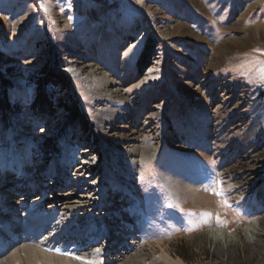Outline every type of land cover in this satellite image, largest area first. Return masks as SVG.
Segmentation results:
<instances>
[{"label": "rangeland", "instance_id": "1", "mask_svg": "<svg viewBox=\"0 0 264 264\" xmlns=\"http://www.w3.org/2000/svg\"><path fill=\"white\" fill-rule=\"evenodd\" d=\"M255 49L264 51V0H0V146L12 147L14 129L24 153L17 131L33 136L38 178L12 174L18 210L101 195L96 207L77 205L94 218L87 237L55 242L82 257L107 245L100 218L120 195L123 208L109 211L121 231L125 210L146 224L125 227L134 234L124 233L126 257L95 264L150 263L162 252L184 264H264V55ZM104 75L116 85L111 103Z\"/></svg>", "mask_w": 264, "mask_h": 264}, {"label": "bare ground", "instance_id": "2", "mask_svg": "<svg viewBox=\"0 0 264 264\" xmlns=\"http://www.w3.org/2000/svg\"><path fill=\"white\" fill-rule=\"evenodd\" d=\"M18 78L22 79L23 77L19 76ZM101 81L100 83H102V86H104L103 88L106 89L103 98L104 100H107L109 101V103H111L112 101H114L112 100L113 98L112 95L117 93V89L115 88L116 85H114L115 82L107 78V76L105 75ZM100 89L101 88H99L98 90ZM18 132H21L19 136H21L22 139H24L27 144L24 153H22L20 150L19 151L17 150L18 146H16V141H15L16 131L14 129H11L8 134V138L11 141L12 147L9 148L7 146L5 147L0 146V175L2 176V179L0 178V194L5 191V196H3L5 199L0 196V264H81V261L71 259L68 256H58L54 251H45V246H47L48 248H53L55 246V242H57L58 239H61V237L65 239L66 237L71 238L72 236L75 235L79 236L81 234L82 236H79V238L77 239L78 241H82L85 237H87L85 232L86 227H88V225L90 224L89 223L90 219L93 220L94 218L87 216V214L85 213L83 214L79 213L78 212L79 206L81 207L80 205L81 203H85L86 205H89L90 203V208H91L92 207L91 205H94L95 203L100 201L102 196L101 195L98 196L96 194L93 196V198L94 197L96 198L92 199L91 201L85 200L83 198L75 201H73V199H66L65 202L61 201L58 203L55 201L53 204L56 208H53V210H46L45 212H43L42 209L35 210L32 212L30 211L27 213L18 210L17 202L13 199L17 195L13 194L9 189L11 185L15 183L14 181L17 180L16 177L15 178L12 177L13 176L12 174L21 173V176H23L24 173L25 180L28 179L30 182L32 179L34 180L38 179L36 175H34V166H35L34 158H33L34 154L32 153V147L30 142L33 136L27 133L25 134L23 130L17 131V134ZM38 139L41 138L38 137ZM16 151L17 153H15ZM72 151H73L72 148L69 147L68 152H72ZM60 178L66 179V176H60ZM42 195L40 196L42 198L41 201H44V199L47 198L46 193L43 192ZM112 202H113L112 204L110 202H105V204L107 205L104 208L103 212L108 211V213L106 214L108 215L107 218L105 219L104 216H101L100 218V216H98L100 218V221L104 222L107 225L108 236L105 237L104 235L105 238H103V242L105 241L107 242V245L105 247L112 249L106 250L104 246L103 248L100 249H94L91 252L82 255V257L85 259H89L96 262L98 259L102 258L103 256H107V255L113 256V254L110 252L119 254V256L121 254L122 257H126L124 255L125 252L123 251L125 250V248H123L122 246L125 245V243H123L127 236V235L125 236V234L129 233L130 236L134 234L133 233L131 234L129 230L126 231L125 227L128 226L133 228L134 227L133 224L135 222L139 223L140 226L142 227L145 226L146 224L145 219L141 220L140 218H137L135 222H133V220L132 221L128 220L131 215H129V212L125 210L126 212L122 214V216L125 217V219L124 222H121L122 226L125 227L121 231V225L118 219L119 217H117L116 221L114 219V216L110 217V214H112V212L109 211V208L115 205V209H113V211L116 212L120 210V206H119L120 204H121V208H123L122 206H124L123 204L125 202L122 201V196L120 195L116 196V198L113 199ZM94 207L96 206L94 205ZM95 210L100 211L101 213L103 208H101V210L98 209ZM136 210H138V208ZM96 211L94 212V214H92V216H95V219L97 218ZM80 214L82 216H80ZM57 215H59V218L57 219V221L59 220V222L55 223L54 217ZM80 224L82 225L78 228ZM102 228L106 229L105 226H103ZM43 229L44 230L46 229L45 230L46 232L40 234L41 231H44ZM50 234L53 235V237ZM89 234L90 231L87 233V235ZM27 235L28 236L34 235V237L31 238L28 237ZM121 236L125 238L122 239ZM71 244H72L71 246H73L77 244V241L72 242ZM98 245H100V247L102 246L101 243H99ZM157 245L162 248L161 243H158ZM69 247L70 246H68L67 244H64L63 246H59V248L62 250L69 249ZM126 250L128 252L131 250L130 252H132L133 248L129 246L128 248H126ZM83 251L84 250H80L79 252H83ZM120 251L121 253H117ZM118 264H184V263L181 260H174L168 254L162 252L157 258L153 259L152 262L150 263H147L145 260L139 259L138 256H135L132 259H128L125 263L121 262Z\"/></svg>", "mask_w": 264, "mask_h": 264}, {"label": "snow or ice", "instance_id": "3", "mask_svg": "<svg viewBox=\"0 0 264 264\" xmlns=\"http://www.w3.org/2000/svg\"><path fill=\"white\" fill-rule=\"evenodd\" d=\"M45 11H47V9H44ZM254 51H257L260 55H264V51H261L259 49H255ZM259 63L264 64V61H259ZM262 73H264V69H262ZM260 82L264 83V74L261 75L260 78ZM189 215H193V214H189ZM205 217H210L211 214L210 213H204ZM217 219L219 220V218L217 217ZM189 231H191V229H188ZM45 251H54L56 253V255L58 256H68L71 259H75V260H79L81 261V264H95L94 261L89 260V259H85L79 255H75L72 253L67 252L66 250H62L58 247H53V248H48L47 246H45Z\"/></svg>", "mask_w": 264, "mask_h": 264}, {"label": "trees", "instance_id": "4", "mask_svg": "<svg viewBox=\"0 0 264 264\" xmlns=\"http://www.w3.org/2000/svg\"><path fill=\"white\" fill-rule=\"evenodd\" d=\"M146 56H147V52L145 53V57L144 58H146ZM0 87L4 88L5 90L8 87L7 82H5L4 80H2V75L1 74H0ZM75 110H76V107H75ZM80 118H81V116H80Z\"/></svg>", "mask_w": 264, "mask_h": 264}]
</instances>
